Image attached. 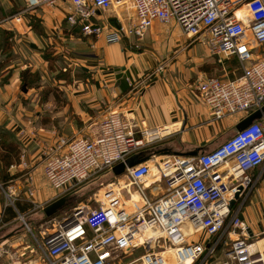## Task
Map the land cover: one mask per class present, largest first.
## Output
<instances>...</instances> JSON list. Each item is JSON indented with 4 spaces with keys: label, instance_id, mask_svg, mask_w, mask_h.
I'll return each mask as SVG.
<instances>
[{
    "label": "built area",
    "instance_id": "obj_1",
    "mask_svg": "<svg viewBox=\"0 0 264 264\" xmlns=\"http://www.w3.org/2000/svg\"><path fill=\"white\" fill-rule=\"evenodd\" d=\"M64 1L75 9L67 13L71 26L80 24L86 35L105 34L110 43L135 38L140 44L154 23L175 24L184 37L207 44L220 59L236 58L241 76L206 77L196 85L214 120L235 115L244 120L264 106V55L258 57L257 50L264 48V0H28L29 6L16 20L20 22L28 11L54 8ZM117 6L132 10V17L128 19L122 10L109 15ZM245 6L251 15L248 24L238 16ZM162 71L164 65L156 72ZM149 134L113 111L100 121L95 134L60 139L50 146L42 164L45 179L62 196H70L139 154L149 144ZM154 163L158 183H167L166 194L156 198L146 193L145 182L153 171L150 161L127 169L126 186L116 190L108 184L102 195L74 208L53 232L45 234L44 264H113L115 253L141 247L146 250L143 264H166L163 254L168 248L179 262L264 264V253L251 249L245 222L237 216L229 222L236 190L250 187L253 179L248 172L264 166V117L237 130L211 152ZM27 165L23 156L20 165L9 171ZM26 177L33 181L31 172ZM134 187L141 199L128 205L122 192L132 200ZM28 193L35 194L34 190ZM223 229L242 234L225 252L220 251Z\"/></svg>",
    "mask_w": 264,
    "mask_h": 264
},
{
    "label": "crops",
    "instance_id": "obj_2",
    "mask_svg": "<svg viewBox=\"0 0 264 264\" xmlns=\"http://www.w3.org/2000/svg\"><path fill=\"white\" fill-rule=\"evenodd\" d=\"M26 6L27 3H24L22 10H25ZM62 7L63 4L61 2L51 9L38 8L32 10L21 15L20 22L11 19V21H0V29L12 33L11 41L14 40L19 44L22 43L24 47L20 44L21 47L19 48L22 55H25V48L29 46L41 50L44 47L41 46L43 42L39 38L43 36L47 37L50 33L56 35L60 27V21L62 20L61 17L63 16L64 9ZM243 8H245L248 15L247 19H245L246 17L242 19L248 24L251 21L250 11L246 6ZM31 17L41 20L40 26L44 32L43 36L32 29ZM19 26L24 27L25 30L22 32ZM52 29L55 32H52ZM70 38L71 41L74 39L72 35ZM146 39L156 41L157 43L145 49L144 52L137 53L126 47V45L124 46L121 42L110 43L105 36L99 37L97 41L89 39L88 46L92 48L90 49L91 51H88L89 53L87 52L89 57H85V62L87 63V71L88 73H92L91 76L94 82L87 79L85 83H79L76 87L66 88L65 97L68 103L66 104L67 107L63 109V113H67L69 109H72L73 114L83 123V126L88 125L91 128L96 126L97 130L100 121L109 113L116 111L132 120L137 129L149 130V144L177 138V146L170 143L169 147L161 145L149 149L150 146L148 144V149L146 146V149L144 148L140 151L151 154V157L154 156V162L176 156L186 157L179 154L195 152L197 150H199L198 155L211 152L215 149L214 145L216 142L224 134H227L224 131L235 130L236 132L237 127L243 122V119L242 116L235 115L220 121L214 120L211 109L202 100L200 92L196 90L199 80L213 74L209 73L208 70L204 71L200 68L205 63L213 65L217 61L223 66V70L225 71L226 76L223 78L231 79L229 77V74H231L234 76L233 80L241 76L236 74L239 69L241 71V67L238 69L229 65L224 67L223 63L233 59L238 63L239 61L236 58L222 60L217 56L213 58L211 56L212 53L208 51L209 46L207 44H203L200 48L196 44L186 45L187 41L185 37L175 24L162 25L154 23L147 33L145 41ZM25 42L29 45L25 44ZM11 49L12 57L9 63H4V59L1 57L2 51L0 50V128L9 131L16 140L24 144L30 156V159H27V163L29 164V161H36L37 166L34 164L36 168L31 167L32 171H30L33 178L31 185L35 192L34 196H30L28 191H25V185H21L22 180H24V184L29 182L26 177L28 173L22 172V170L16 172L8 170L10 175L9 182L14 183V185L8 187L11 199L8 198L5 190L0 191V229L8 226L5 230L8 232L2 233L3 235H0V240L11 248L15 246L18 249L15 254L21 253L23 257L26 255L24 251H29L26 249H30L29 254L26 255L29 257L28 261L31 259L28 263L41 264V260H36L38 259L36 255H39L38 250L32 244L26 246L22 244L25 242V235L22 233L24 231L22 230L23 226H14L13 223L17 220L15 214L20 219L22 214L29 213V208L33 210L40 208L38 214H41V217L45 219H50L44 214V209L55 201L66 197L62 196L61 192L55 191L47 181H45L46 184L43 180H40L42 165L38 160L45 145L54 146L60 139L67 138L59 137L50 142L46 139L47 136L41 134L37 129H41V125L37 124V126L31 127L33 121L30 117L32 116L33 109L30 105H24L23 99H20L17 90L18 85L22 83V73L30 70L28 67L32 66L20 63V60L18 58L17 60L14 56L18 53L16 47L12 45ZM174 49L177 50L174 53L179 52V54L176 57L177 61L169 66L168 72L165 73L166 71H163L159 74H154L153 79L145 80L147 79L146 73L154 70L158 64H161L160 62L163 59L167 58L169 60L168 57L173 53L172 51H175ZM257 50L259 53L261 52L258 57L264 55V48H258ZM25 53L27 54L26 51ZM36 70L37 68L31 69V73H36ZM129 80L136 81V87L132 83H129ZM25 99L27 100L28 98ZM50 106L52 104L46 105L47 108ZM34 107L35 110H38L35 105ZM40 112L38 110L36 114L40 116ZM260 120L262 119L255 121ZM70 123L72 129H76L80 124L75 119L71 120ZM34 128L37 131H33ZM76 135L78 134L76 133ZM84 135H88V133L82 136ZM43 144L45 145L42 146ZM178 146L182 149H179ZM36 147L38 149L32 153V149ZM167 150L170 153L166 154L165 151ZM19 161L11 166L20 165L21 162L19 163ZM36 172L38 173V180L34 178ZM110 173L114 175L112 171ZM248 175L253 179V184L246 188L241 198L231 208L229 222L235 216L245 222L248 227V242L252 245V250L264 253V166L249 171ZM42 182L47 188H42ZM116 184H119L118 187L126 186L122 180H117L114 186ZM161 185L162 183L151 180L145 184V188H147V191H151L152 197L157 198L160 196V193L164 192L166 194L168 190L167 187L166 189L161 188ZM77 193L78 190L70 194L68 203L73 202L71 199L79 195ZM132 194H136V198L138 199L139 195L137 192H132ZM6 198L15 204L13 208L9 206L8 199ZM21 200L27 204L20 202ZM85 203L82 202L74 208ZM93 206L96 207L97 205L93 204ZM18 207L23 208V212ZM64 208L59 211L61 212ZM24 224L29 228L28 223L24 221ZM223 233H225V229L222 230L221 234ZM41 234L45 238L46 233L42 232ZM240 238H242L240 230L225 233L223 240H221L220 251H228L231 243ZM39 244L42 250L41 258L43 259V243ZM11 248L5 246L4 255H9L8 250L10 251ZM10 252L12 256V251ZM32 258L35 259L33 260Z\"/></svg>",
    "mask_w": 264,
    "mask_h": 264
},
{
    "label": "rangeland",
    "instance_id": "obj_3",
    "mask_svg": "<svg viewBox=\"0 0 264 264\" xmlns=\"http://www.w3.org/2000/svg\"><path fill=\"white\" fill-rule=\"evenodd\" d=\"M27 2L28 0H0V20L1 21L15 20L17 22L16 19L18 17V14L24 11L22 10V5H24V3H27ZM62 4H63L62 8L64 10H63V16L61 17L62 20L60 21V24H59L60 27L57 30L56 35L50 33V35L45 37L43 36L44 33L41 32L42 34L41 36L43 37L39 39L43 42L41 46L44 47L41 50L29 46L25 48V51L27 52V54L24 51L25 55H22L21 52L19 51V48L21 47L20 44L22 45V43L19 44L14 40L11 41L9 39L10 49L13 45L14 47H16V51L18 52L16 53V55H14L16 59L18 58L20 60L19 61L20 63H25L28 66L31 65L32 67H28L30 68V70L37 68L36 70L37 75L28 76L29 84L24 83L23 79L21 78L22 83L21 85H18L17 92L20 96V99H23L24 105L25 106L30 105L33 109L32 116L30 117V119H32L33 121L32 122L33 124L31 125V127L33 128L37 126V124L41 125V129L40 128H37V129L41 132V134L47 136L46 139L50 142L59 137H66L67 139H74V138H78L77 136L79 135L82 136L83 134H86V133H88V135H84L83 137L91 136L95 134L96 131L98 130V128L96 130V126H93L92 128L89 127L88 125L83 126L82 125L83 123H81L78 120L77 116L73 114L72 109H69L67 113H63V109L67 107L66 104L68 103L67 98L65 97L66 88L69 89V87H72V88L76 87L78 86L79 83H82V82L85 83L87 79H89L91 82L93 81L92 76H91L92 73H88L87 71L88 68L86 66L87 63L85 62V59H86L85 57H89L87 52L91 51L90 49L92 48L88 46L89 45L88 40L90 39L92 41H97L99 37L101 36L106 37V35L105 34L86 35L83 31V28H81L80 24L71 26L68 22L67 15L75 11V9L70 3L66 1L62 2ZM27 6H29L28 3H27ZM1 9L4 12V17H2ZM121 10L124 11V14L126 16H128V19L132 17V10L127 9V8H123ZM121 10L116 8L115 10L113 9L111 13L109 14H115V11L120 12ZM31 11H28V12H31ZM122 11L120 12L121 14H122ZM36 19L39 20V22H41L40 19L38 18ZM125 24L130 25V22L127 21L125 22ZM34 25L37 26V23L34 22ZM36 26H34L32 29L34 30L35 28H37ZM19 28L22 32L25 30L24 27L19 26ZM39 28L40 27H38V29H35L34 31L37 32L36 30H38L37 33H39ZM52 32H55L54 29H52ZM1 35L2 34H0V36ZM71 35L74 38L72 41L70 40ZM91 37H94L96 39H91ZM0 39L2 40L3 38H0ZM185 40L187 41L186 45L196 44L198 48H200L204 44L203 42H197V41L195 42L193 40H189L186 37H185ZM120 42L123 43L124 46L126 45V47L130 48L132 51H135L136 53L144 52L145 49H148L151 45L157 43L156 41H153V40L151 41V40L146 39L145 42L142 41L140 44H138L135 38H131V39L123 38ZM25 44L29 45L27 42H25ZM174 50L175 51H172L173 53H171L170 56L168 57L169 60L167 58L163 59L162 62H160L161 64H158V66H156L154 70L146 73L147 79L145 80L153 79L154 74H157L156 71L162 65H164V71H166L165 73L168 72V69L170 68L169 66L172 65V63L177 61L176 57L179 54V52L174 53L177 51L176 49ZM9 51L10 50L5 51L6 53L3 54L5 58L7 54H9ZM208 51L212 53L210 50V47ZM211 56L213 58L216 57L213 54H211ZM1 57L3 58L2 55ZM10 59H11V55H8L6 58V62L9 63ZM215 62L216 63L213 65H209L208 63H205L200 69L204 71L208 70L209 73L213 74L208 77H212V76L213 77L216 76L219 78L225 77L226 74H225V71L223 70V66L219 64L217 61ZM223 64H224V67H227V65H229L237 69L240 68L239 63L235 59L230 60V61H225ZM165 73H162V74H165ZM236 74L241 75L242 70L240 71L239 69ZM229 77L231 78L230 80H232L234 76L229 74ZM129 83H132L136 87V81L133 82V80L132 81L129 80ZM25 98H28V99L26 100ZM48 104H52V106L47 108L46 105ZM34 105L36 106L38 110L41 111L40 112L41 115L39 114L40 116L36 114L38 110H35ZM73 119L77 120L78 123H80L76 129H72L70 125L71 124L70 121ZM37 129L34 128L33 131L34 130L37 131ZM224 132L225 133L227 132V134H224V136L218 142H216V144L214 145L215 148L219 146L220 144H222L223 142H225L226 140L230 139L235 134V130H230V131L225 130ZM76 133L78 135H76ZM0 138L5 139L7 142H10L13 140V142L18 143L19 151H20V155H19L20 161L18 159L15 163H17L18 161L20 163L23 156L25 157V161L28 162L27 159H30L28 150L25 149V146L22 142L14 139L12 133H10L7 130H0ZM177 141H178L177 138L171 139V140H163L160 142L156 141V143L154 144L150 143L151 145L149 144L150 147L147 146V149L148 147L150 149V148H155L161 145L169 147L170 143H172V145L174 146H177ZM44 145L45 144H43L42 146ZM46 146L47 145H45L42 148L41 156H40L41 160L40 159L38 160L40 161L41 165L43 164V160L46 157L47 150L50 147V146H47V147ZM178 147L179 149H182L180 146ZM36 149H38V147L32 149V153H34ZM0 153H2L1 149H0ZM152 158L155 159L154 156L151 157V159ZM151 159L149 161H151ZM34 164L37 166L36 161H29V164L27 165L28 167L26 169H19V170H22V172L29 173L30 171H32V168L34 169L36 168ZM41 168L43 170V165L41 166ZM42 170H41L42 174L40 176V180H43V182H45L46 180L44 179L45 178L44 171ZM153 171L154 173L156 172L155 169ZM103 173L99 175L98 177H96L95 181L92 180L91 182L86 183L83 186H81L78 189V193H77L79 195H76L73 199H71L73 200V202L72 201L69 202L68 203L69 206L66 205V207L67 206L68 207L67 208L65 207L64 210H62L61 212L58 211L54 215L49 216L50 219H45L44 217H41V214H38L39 213L38 211H40V208L36 210L29 208L28 209L29 213L22 214L20 219H18V215L15 214L16 215L15 217H17V220L15 223H13V225L23 226L22 230H24L22 233L23 235H25L24 236L25 242H23L22 244H25V246L32 244L33 247L38 250L39 255H36V258H38L36 260H41L42 262L41 264H44V261H45L44 257L43 259L41 258L42 250L40 249V244H39L42 242L44 246V238L42 237V234H41L42 232L46 233L47 235L50 232H53L57 228L58 222L65 221L67 218L66 216L72 213L75 206H77L78 204L82 202L88 203V201L91 198L97 197V194H100V192L102 195L104 190H106L105 187L108 184L114 185L117 182V180H122L124 184L129 183V179L127 178L126 175L115 177L108 171H106V173L105 172ZM5 176H6L5 168H3L0 164V191L5 190L7 192L8 198L11 199V196H9V193H8L10 192L8 187L13 186L14 183L9 182V178L4 179ZM154 177L155 176H151L149 180L154 179ZM34 178H36L37 180L39 179L37 172L34 174ZM31 182H26L24 184V180H22L21 185L22 186L25 185V191L29 192V190H33ZM43 182H42V188H47V186H44ZM118 185L119 184H116L114 186L116 190H120V187H118ZM160 187L163 189H166L167 183L163 181ZM132 192H136L135 187L132 188ZM146 193L147 195L151 196L150 190H148ZM163 194L164 192L160 193V196H162ZM123 195L125 198L124 201L127 204H131V200H128L129 199L128 193L124 191ZM9 199L7 200L8 204L11 208H13L15 204L10 202ZM20 202L25 203L23 200H21ZM24 221L29 224V228L25 226ZM7 227L8 226L6 227L4 226L3 228L0 229V235H3L2 233L5 234L8 232V231H5ZM142 244L143 243H140L139 245H142ZM5 246H7V248H11L10 246L3 244V242H1L0 240V264H16V263L17 264L18 263L30 264L28 262L31 259L28 261L29 257L26 256L27 254H29L30 249H26L29 251H24L26 252V255L23 257L21 253L15 254L18 249L14 246L10 249V251H12V254H13L11 256V252L9 250H8L9 255H4ZM145 251L146 250L143 247L138 248L136 250H132V251H125V252L119 251L115 253L114 255L116 260L114 261L113 264H143V261L141 260V258L144 255ZM32 259L34 260L35 258H32ZM37 264H40V263H37Z\"/></svg>",
    "mask_w": 264,
    "mask_h": 264
},
{
    "label": "water",
    "instance_id": "obj_4",
    "mask_svg": "<svg viewBox=\"0 0 264 264\" xmlns=\"http://www.w3.org/2000/svg\"><path fill=\"white\" fill-rule=\"evenodd\" d=\"M263 117H264V106L262 107V109L257 110L256 112L248 116L245 120H243V122H241L239 126L237 127V130L241 131L244 128L251 125L253 122H255V120L262 119ZM162 151L164 152V150ZM165 153L167 154L170 152L169 150H167L165 151ZM198 153H199V150L195 152H189V153L179 154V155L186 156V157H197ZM150 159H151V154H148L147 152H140L139 154L131 156L125 163H120L117 166H115L112 169V172L115 176H122L126 174L127 169L134 168L142 163L149 161ZM245 189L246 188L243 186L238 187V189L236 190V193L234 194L233 199L231 200V204H230L231 208L241 198V195L244 193ZM68 200H69V196H66V197H63L55 201L54 203L50 204L44 209V214L48 217L54 215L55 213H57L59 210H61L62 208H64V206L68 204Z\"/></svg>",
    "mask_w": 264,
    "mask_h": 264
},
{
    "label": "trees",
    "instance_id": "obj_5",
    "mask_svg": "<svg viewBox=\"0 0 264 264\" xmlns=\"http://www.w3.org/2000/svg\"><path fill=\"white\" fill-rule=\"evenodd\" d=\"M1 13H2V17H4V12H3V10L1 9ZM1 21V20H0ZM34 22H36L37 23V26L36 25H34ZM40 22H39V20H37L36 18H34V17H31V26H32V28L34 27V26H36L37 28H35V29H38V27H40L39 28V33L38 34H40V35H42L41 34V32H43V30H42V28H41V26H40V24H39ZM39 25V26H38ZM34 29V30H35ZM37 32H38V30H36ZM36 32V33H37ZM44 33V32H43ZM0 34H2L1 36H0V38H3L2 40L0 39V50L2 51V56H3V61H4V63H7L6 62V58H7V56L8 55H11V50L12 49H10V44H9V39L11 40V38H12V33H9V32H7V31H3L2 29H0ZM44 35V34H43ZM91 39H96V38H94V37H91ZM8 50H10L9 51V54H7V56H6V58H5V56L3 55V54H5L6 52L5 51H8ZM11 57H12V55H11ZM37 73V72H36ZM36 73H31V70H27L26 72H23L22 73V79H23V81H24V83H27V84H29V81H28V76H34V75H37ZM0 130H5V129H2V128H0ZM5 132V131H4ZM11 136V135H10ZM14 137V136H13ZM11 138V137H10ZM15 139V138H14ZM3 140V141H2ZM0 141H2V142H0V149L2 150V153H0V164H1V166L3 167V168H5V171H6V176H5V178L4 179H8L9 177H10V175H9V173H7L8 172V170H9V168H10V166L12 165V164H14L20 157H19V155H20V151H19V146H18V143L17 142H13V140L12 141H10V142H7L5 139H3V138H0ZM19 206V205H18ZM68 207V206H67ZM66 207V208H67ZM18 209L21 211V212H23V208H21V207H18ZM8 212H9V210H7ZM6 211V212H7Z\"/></svg>",
    "mask_w": 264,
    "mask_h": 264
},
{
    "label": "bare ground",
    "instance_id": "obj_6",
    "mask_svg": "<svg viewBox=\"0 0 264 264\" xmlns=\"http://www.w3.org/2000/svg\"><path fill=\"white\" fill-rule=\"evenodd\" d=\"M117 8L118 9H122V8H120V7H118L117 6ZM46 9H51V8H46ZM247 12L245 11V8H242L239 12H238V16L240 17V18H243V17H246L245 19H247ZM151 163H152V170H154V168L156 169V174L155 173H153L154 171H152V175L151 176H155L154 177V179H152V180H156V181H158V182H160V179H159V175H158V173H157V168H156V166H155V163H154V161H150ZM148 181H151V180H148ZM147 181V182H148ZM146 182V183H147ZM145 183V184H146ZM139 195V194H138ZM134 197L132 198V200H131V205L134 203V202H137V201H140V196H138V199L136 198L137 196H136V194H134L133 195ZM128 205H130V204H128ZM140 243H143L142 241H143V238H140ZM139 243V244H140ZM251 249H252V247H251ZM175 254V251L173 250V249H170V248H168V250L167 251H165L164 252V254H163V256H164V258H165V263L166 264H192V261L191 260H187V261H182V262H179L178 260H176L175 259V257L173 256ZM30 264H37V263H30Z\"/></svg>",
    "mask_w": 264,
    "mask_h": 264
}]
</instances>
